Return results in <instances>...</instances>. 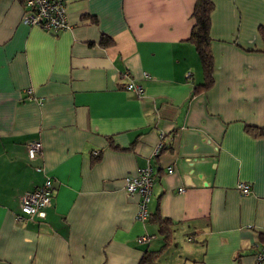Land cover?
<instances>
[{"label": "crops", "instance_id": "obj_1", "mask_svg": "<svg viewBox=\"0 0 264 264\" xmlns=\"http://www.w3.org/2000/svg\"><path fill=\"white\" fill-rule=\"evenodd\" d=\"M195 3L71 0L70 28L45 31L21 22L22 0H0V264H254L264 134L245 128L264 130V0H212L208 90L188 42ZM147 165L141 222L124 179ZM48 178L45 217L17 221Z\"/></svg>", "mask_w": 264, "mask_h": 264}, {"label": "built area", "instance_id": "obj_2", "mask_svg": "<svg viewBox=\"0 0 264 264\" xmlns=\"http://www.w3.org/2000/svg\"><path fill=\"white\" fill-rule=\"evenodd\" d=\"M71 0H22L23 16L22 23L37 27L45 31H65L70 28L67 21L66 7ZM125 91L134 92L136 95L143 94V88L133 82L125 86ZM163 148V144L159 143L153 153L157 156ZM41 151V144L39 142H30L27 146V153L30 160H34ZM98 152L93 155L98 156ZM172 169L168 173L171 174ZM125 190L128 195H138L140 203L136 219L144 221L148 218V203L152 195L153 188V170L151 166L140 168L134 175H129L124 179ZM238 190L242 194L249 193L250 187L248 184H240ZM180 189L179 192H183ZM54 196L53 184L51 179H47L43 185L37 187L35 190L22 195L19 199L21 216H17V221L24 219H33L35 217L43 219L45 217V210L51 206ZM146 237L138 239L139 243L146 242ZM254 264H264V245L255 255Z\"/></svg>", "mask_w": 264, "mask_h": 264}, {"label": "trees", "instance_id": "obj_3", "mask_svg": "<svg viewBox=\"0 0 264 264\" xmlns=\"http://www.w3.org/2000/svg\"><path fill=\"white\" fill-rule=\"evenodd\" d=\"M214 10V5L212 0H196L194 10L192 13V19L194 20V25L191 30V34L189 37V43L194 46L195 51L198 55V58L201 63L202 72H203V83L196 88L202 90H208L212 87L214 83L213 73H214V62L213 55L211 51V14ZM259 35L263 43V51H264V27L259 28ZM102 44L109 45L111 41L107 42L102 37ZM110 40V39H109ZM247 132H255L258 135H263L264 130L254 127H246ZM94 157V156H93ZM158 222L160 226V230L165 232L166 229L163 225L169 222L167 219H160L158 217ZM146 259L143 257L140 261V264L146 263Z\"/></svg>", "mask_w": 264, "mask_h": 264}, {"label": "bare ground", "instance_id": "obj_4", "mask_svg": "<svg viewBox=\"0 0 264 264\" xmlns=\"http://www.w3.org/2000/svg\"><path fill=\"white\" fill-rule=\"evenodd\" d=\"M147 219H145L144 221H141V222H145ZM140 221V220H139Z\"/></svg>", "mask_w": 264, "mask_h": 264}]
</instances>
